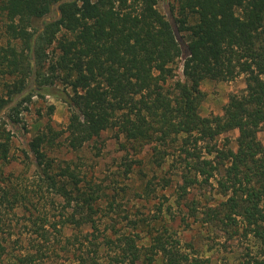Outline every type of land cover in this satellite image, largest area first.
Here are the masks:
<instances>
[{
    "label": "trees",
    "instance_id": "trees-1",
    "mask_svg": "<svg viewBox=\"0 0 264 264\" xmlns=\"http://www.w3.org/2000/svg\"><path fill=\"white\" fill-rule=\"evenodd\" d=\"M171 2L173 23L157 0H0V182L9 180L1 173L14 138L8 125L20 123L34 97L62 99L63 131L46 128L23 151L61 204L56 214L34 218L25 233L48 247L65 238L77 246L73 264H216L184 252L165 226L153 227L146 245L132 232L103 233L93 207L97 196L85 195L82 178L68 169L52 174L46 146L64 134L77 150L107 130L126 159L149 146L156 166L172 159L176 205L190 189L214 180L220 200L204 206L202 224L246 242L238 264H264V146L257 136L264 127V0ZM56 4L58 18L36 27ZM180 59L183 80L174 79ZM240 75L245 87L228 96L223 114L202 117L200 84ZM58 86L61 96L53 90ZM234 130L235 150L227 137ZM139 162L126 160L125 173ZM0 192L1 205L13 209L20 202L13 187ZM13 245V264H42L40 242L21 238ZM6 248L0 240V264H11Z\"/></svg>",
    "mask_w": 264,
    "mask_h": 264
},
{
    "label": "rangeland",
    "instance_id": "rangeland-1",
    "mask_svg": "<svg viewBox=\"0 0 264 264\" xmlns=\"http://www.w3.org/2000/svg\"><path fill=\"white\" fill-rule=\"evenodd\" d=\"M171 0H157L156 8L170 22L176 17L171 9ZM59 16L58 5H54L48 15L34 23L36 27H42L43 23L56 20ZM181 44L184 35L177 33ZM174 79L183 80L182 59L176 64ZM244 76H236L227 81H214L206 79L200 84V90L205 97L200 106V115L204 118L221 116L223 107L230 94H239L244 89ZM55 93L61 96L62 88H54ZM68 110L62 99L45 94L34 97L28 105V109L21 115V121L15 127L8 125L13 133V141L10 150V160L1 167V173L8 180L1 188L13 187L21 194L19 203L13 209L6 202L0 204V240L7 244L8 262L13 264L17 248L13 241L23 238L24 243L35 245L40 242L42 264H73V252L75 248L66 245L65 238L50 247L46 246V240L40 239L34 234H26L31 227L34 218L55 212L60 201L53 196L52 190L47 188L46 182H41L31 163V155L23 151L27 150V142L38 132H45L46 128L55 131H63L67 124ZM237 131H231L227 137L230 139V147L236 149L235 139ZM258 140L264 146V127L257 134ZM65 135L56 140L50 146H46L45 152L53 161L52 174L57 175L64 169L74 172L82 178L81 190L97 196L93 207L99 212L100 230L109 234L112 229L117 235L132 232L139 235V244L146 245L150 242V231L154 227L162 231L165 226L172 240L178 239L184 252L190 256L209 258L216 264H238L237 254L242 252L246 242L219 229H211L202 224L201 212L205 205L214 204L220 200L217 185L211 180L206 185L196 186L190 189L185 199L176 205V182L178 181L176 170L173 168L171 158L156 166L152 161L151 146L136 157L139 163H133L130 172L127 168L125 151L119 147L112 131H104L85 143L80 149L72 150ZM222 137L217 141V147L221 149ZM167 182V186L163 185ZM80 191V192H82ZM1 195V192H0ZM54 199V205H52ZM193 201V202H192ZM161 209L160 213L158 209ZM196 208L197 211H193ZM56 214V212H55ZM20 233L23 235L20 236ZM173 233V234H171ZM167 234H164L167 235ZM70 235L66 231V236ZM171 241V239H169ZM44 246V247H43ZM66 246L69 252L66 251ZM37 247L31 248L32 252Z\"/></svg>",
    "mask_w": 264,
    "mask_h": 264
}]
</instances>
